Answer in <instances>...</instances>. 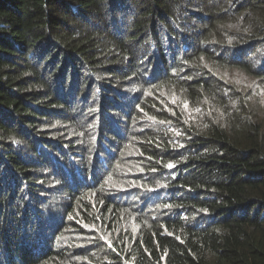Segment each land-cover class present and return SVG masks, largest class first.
Listing matches in <instances>:
<instances>
[{
  "label": "trees",
  "instance_id": "16d2710c",
  "mask_svg": "<svg viewBox=\"0 0 264 264\" xmlns=\"http://www.w3.org/2000/svg\"><path fill=\"white\" fill-rule=\"evenodd\" d=\"M0 264H264V0H0Z\"/></svg>",
  "mask_w": 264,
  "mask_h": 264
},
{
  "label": "rangeland",
  "instance_id": "374dc122",
  "mask_svg": "<svg viewBox=\"0 0 264 264\" xmlns=\"http://www.w3.org/2000/svg\"><path fill=\"white\" fill-rule=\"evenodd\" d=\"M96 126L97 125L93 126L92 124H89V123H86V126H85V121H83L79 123L77 126L69 125L66 123H60L58 125V128L64 132L62 133V135L65 136L66 141H69L70 139L77 141L78 138H80V144H87V143H90L91 141L96 140L97 138H100V135L94 136L93 128ZM89 136L91 137V139H88L90 138ZM83 139H86V140H83ZM101 140L103 142L102 146L108 145L105 139H101Z\"/></svg>",
  "mask_w": 264,
  "mask_h": 264
},
{
  "label": "snow or ice",
  "instance_id": "6c2138e0",
  "mask_svg": "<svg viewBox=\"0 0 264 264\" xmlns=\"http://www.w3.org/2000/svg\"><path fill=\"white\" fill-rule=\"evenodd\" d=\"M168 167H173V165L169 164Z\"/></svg>",
  "mask_w": 264,
  "mask_h": 264
}]
</instances>
